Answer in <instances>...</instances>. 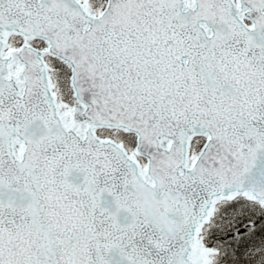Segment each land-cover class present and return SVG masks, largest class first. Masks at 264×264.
Here are the masks:
<instances>
[{
	"label": "snow or ice",
	"instance_id": "6c2138e0",
	"mask_svg": "<svg viewBox=\"0 0 264 264\" xmlns=\"http://www.w3.org/2000/svg\"><path fill=\"white\" fill-rule=\"evenodd\" d=\"M0 264H264V0H0Z\"/></svg>",
	"mask_w": 264,
	"mask_h": 264
}]
</instances>
